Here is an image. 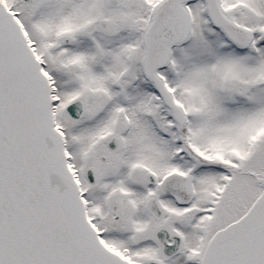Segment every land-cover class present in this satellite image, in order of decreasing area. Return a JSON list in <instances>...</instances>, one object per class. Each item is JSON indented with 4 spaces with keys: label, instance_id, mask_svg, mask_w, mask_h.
<instances>
[{
    "label": "snow or ice",
    "instance_id": "1",
    "mask_svg": "<svg viewBox=\"0 0 264 264\" xmlns=\"http://www.w3.org/2000/svg\"><path fill=\"white\" fill-rule=\"evenodd\" d=\"M0 264H264V0H0Z\"/></svg>",
    "mask_w": 264,
    "mask_h": 264
}]
</instances>
